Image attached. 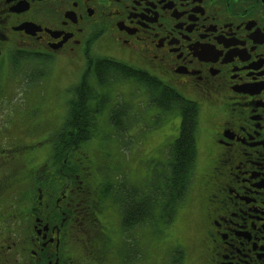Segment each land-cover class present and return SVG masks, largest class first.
Segmentation results:
<instances>
[{
  "label": "flooded vegetation",
  "instance_id": "obj_1",
  "mask_svg": "<svg viewBox=\"0 0 264 264\" xmlns=\"http://www.w3.org/2000/svg\"><path fill=\"white\" fill-rule=\"evenodd\" d=\"M101 34L104 54L214 101L204 260L264 264V0H0V63L15 46L83 57ZM43 175L47 181L34 177L32 190L0 197V264H79L71 253L78 220L68 218L71 190ZM101 225L98 246L115 255V232Z\"/></svg>",
  "mask_w": 264,
  "mask_h": 264
},
{
  "label": "rangeland",
  "instance_id": "obj_2",
  "mask_svg": "<svg viewBox=\"0 0 264 264\" xmlns=\"http://www.w3.org/2000/svg\"><path fill=\"white\" fill-rule=\"evenodd\" d=\"M107 37L101 34L99 38L91 39L83 64L78 56L52 58L47 64L19 63L18 60L10 59L7 65L9 79H4L0 83V145L4 144V149L14 147V152L39 150L36 152V158H32L38 163L36 176L43 179L49 162L55 160L54 171L61 179V183L68 185L70 190H80L83 195L88 194L90 190L88 184L93 187L97 184L96 190L102 189L104 185L102 181L114 186L124 183L123 187L127 188L126 190L133 189L131 186L150 188L152 181L160 179L159 174L166 164L168 146L176 138L180 126L178 112L160 113L155 108L146 106V103H137L135 95L137 94L138 100L141 101L145 98V93L143 97L139 95L138 90L142 88H135L132 79L116 81L113 83L114 86L113 84L109 86L110 102L105 100V105L109 108L100 119L98 118V133L93 135L90 143L65 152L73 154L72 158L88 159L90 178L83 179L79 171L73 173L68 170L66 156L61 155L57 158L50 150L51 143L45 136L60 129L53 118L63 113L65 102L61 101L70 96L67 90L71 91L70 87L79 81L81 75L86 72L92 75L95 61L105 56L104 52L98 50V45ZM34 107H38L37 110L34 111ZM115 109L116 112H120L117 122L125 129L120 134L117 132L119 129L117 131L110 129L108 113ZM204 121L205 117L201 115L200 109L196 133V167L193 172L195 176L196 169L199 172L203 168L204 157L209 149L210 133L201 128ZM9 162L18 165L2 163L0 158V177L9 180L18 191L17 181L20 177L32 178L28 171L31 163L14 160L13 157ZM94 170L96 172L93 174ZM193 183L196 181L193 180ZM195 192L194 198L192 193L191 199L189 200L188 196L180 205L171 223L153 224L152 228H148L149 231L137 227L140 230H137L136 235L125 231L126 235L130 236L124 238L121 249H118L116 264L141 262V264H210L208 259L206 263L204 260L207 242L202 237V215L200 213L195 215L194 205L201 210L200 195ZM71 195L68 210H71L73 215L68 218L78 219L71 236L73 258H76L79 264H92L91 259L101 263L104 261L106 264L112 263L110 258H107L110 253L106 255L104 248L99 247L96 252L90 247L95 246V242L101 239V232L105 230L101 223L110 221L111 229L116 230L118 225L113 221L115 218L113 211L106 215L105 219L101 218L97 222L94 220V208L77 206L78 196L75 192ZM238 197H242L240 192ZM241 207L238 206L237 209L246 211ZM144 208L147 211V208ZM80 211L83 215L76 214ZM116 215L119 217L120 213ZM232 223L238 222L232 220ZM233 251L228 249L229 253ZM126 253L129 254L128 259ZM123 256L126 262L120 260ZM145 257L147 261H144Z\"/></svg>",
  "mask_w": 264,
  "mask_h": 264
},
{
  "label": "trees",
  "instance_id": "obj_3",
  "mask_svg": "<svg viewBox=\"0 0 264 264\" xmlns=\"http://www.w3.org/2000/svg\"><path fill=\"white\" fill-rule=\"evenodd\" d=\"M92 75L95 87L103 91L99 92L101 95H107L104 89L115 80L132 79L145 88L149 97L148 105L164 112L177 111L182 117L179 135L169 146L170 155L162 173L159 174L160 179L152 181L150 188L145 186L143 189L126 190L121 183L118 204L121 210V225L125 229L145 224L146 218L153 224L171 223L187 197L195 168L197 106L184 100L176 91L164 86L154 77L108 58L95 61ZM91 80L92 77L86 72L80 79L81 82L73 88L74 99L69 102V112L54 137L55 141L51 142L57 158L66 155V151L76 149L80 143L88 141L96 128L98 111H93L90 107L94 102L97 105L99 94L90 85ZM77 97L81 100H77ZM115 118L116 114L112 113L110 120L113 125L116 124ZM5 190H8V187H1L0 192ZM112 190V185L107 184L105 192Z\"/></svg>",
  "mask_w": 264,
  "mask_h": 264
}]
</instances>
